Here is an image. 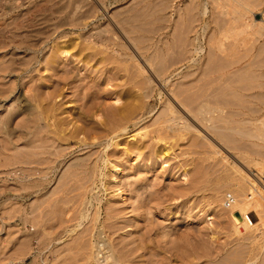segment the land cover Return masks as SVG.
Wrapping results in <instances>:
<instances>
[{
  "label": "bare ground",
  "instance_id": "1",
  "mask_svg": "<svg viewBox=\"0 0 264 264\" xmlns=\"http://www.w3.org/2000/svg\"><path fill=\"white\" fill-rule=\"evenodd\" d=\"M46 2L49 3V1ZM235 2L237 4V9L238 7L243 8V6H245L242 3L244 2L243 0H235ZM13 3L15 4L16 2L13 1ZM262 3L264 4V0H262ZM216 5H218V3ZM14 6H12V8ZM67 7L68 6H66V8ZM15 8L17 9V7ZM40 8L41 7H39V9ZM64 8L65 7H63V9ZM244 8L248 11L247 7ZM46 10H44V12ZM60 10H62V8H60ZM56 11L59 10L57 9ZM59 12L60 14H63L62 11ZM249 12H252V16L250 17V19L248 18V20H250V23H246L242 20L244 23H246H243V28H246V32H248V29L250 27H253L254 29H256V33L258 32V34H256L255 36H259V34L263 35L264 14L262 20H257L255 19L254 12L251 10H249ZM53 13H55V11ZM206 13H208V7L205 9V14ZM60 14L58 15L60 16ZM40 16L41 15H38L37 18ZM43 16L45 17L46 15H44L43 13ZM53 17H55L56 19V16ZM46 18L45 20L43 19L44 21L39 24L40 26H38L37 24L35 25L34 22L37 21V19L34 18H32L34 20H30L29 22L27 21L22 24L25 17L22 22H19L22 25H20L16 20L13 21L14 24L12 22L11 24L6 25L10 22L7 21L5 25H0V111H2V104L4 102L13 101L15 99L19 100L20 98L22 99V95L23 100L24 97L27 99V104L23 105L21 109L23 111V116H21V118L20 115L22 114L19 113V109L11 110L9 112L7 111V114L0 115V134L3 136V139L1 140H4L6 142V144L4 145L5 147H3L7 150L10 145H14L12 135L16 133L17 139L26 141L28 147L34 148V150H32L34 151V153L27 156L26 158L27 164L31 159L34 158V176H32L34 177V180L29 181L26 175H18L17 172H20L22 169L20 171L18 170L17 172L11 171V173H9L13 174L15 172L16 174H14L17 175V179H22V181H26L28 183L30 182L31 185H34V202L36 201L39 203L38 205L36 204L38 206L37 208H39V206L41 207L42 199H44L45 201L47 200L48 203H50L51 201L53 202H51L52 204L50 203L49 205L51 207V210H46L49 212H47L46 217L43 216L44 219H42V217L40 218V216L44 213V210L43 213L40 214V212L37 213V211H39L40 209H37L36 206L34 207V228H36L37 223L40 222L41 224L42 220H46L45 218H47L48 216L49 218H47L48 220L45 222L46 226L48 221L52 222L48 223V225L51 224L50 228H48L49 226L47 228L44 227L45 225L43 226L45 229H50L51 231H53L51 232L49 230V232L47 230L49 234H47L48 232L45 231L47 232V236L50 237L51 244H53V248H51L50 251V256L52 257V259H49L50 257H47L44 262H42V264H152V258L154 257V255L161 257L162 253L163 259L165 258L166 260L167 258L166 256H163V253L168 250L170 252L171 248L172 251H177L178 255L179 253H182L184 255L186 254L185 256L182 255V259L187 256L189 251L191 253L193 249L195 250L197 247L198 249L196 250L199 251L200 249L202 252L206 253V250H208V248L210 247L207 248L206 246V249L204 248L203 244H200L201 246H198L196 245L197 243L193 244V242L199 235L207 236L208 233H205L206 235H204L203 233L199 234L200 232L198 234H193V237L195 235L194 239L192 238L193 240L190 237L191 233H186L185 235L178 233L179 235L176 236L171 234V236V232L168 231V228L170 226H167V222L169 221V223L174 222L175 224H179L183 221L199 220L201 221L202 229H205V231L207 230V232L210 231L209 235L214 236L216 232L214 228L212 229L209 226V222L220 217L223 218L225 214L227 215L228 211L235 212L234 210L237 209L244 219V223L242 224V229H244V231L240 230L238 225L235 223H233V229L235 230V233L238 236H242L244 240H252L254 242L253 254L246 261V264H257L260 259L264 244L260 246V234H256L253 236L252 234L254 232H262L260 230H262L261 227H263L262 225L264 223V217L262 218V213V215L260 216V207H258V209L256 208V210L261 217L260 220L262 221H259L257 223L253 222L250 217L249 208L251 206L254 207V202L256 201L258 196L256 198V196H254V192L248 193L250 192L248 190L249 186H247L246 178L242 174L243 170L238 166H234L233 168L231 167V170L223 169L221 173L219 172L220 174L217 178H212L213 175H210L212 171L208 173V166L206 168L202 165V163H210V160L215 161L218 156L221 155V152L219 151L217 145L218 141L217 143H215L216 141L213 142L198 129V126L203 128V125L206 128H203V130H205L206 132L210 131L211 133H214L218 140L221 142H224L225 140H228L229 142L236 140L231 133H239L241 137H245L246 139L247 136L251 135V130L247 132L242 131L243 129L238 130L240 128H238L237 126L235 129L223 128V131L220 132L221 129L219 127L218 130L217 126L219 125L215 126V122L221 121V123L224 122L225 124H228L230 120H232V118L243 117L238 112H233L231 110L233 112L232 113L231 111H229V109L227 108L228 106L236 107L237 109L242 110L247 108L249 109V106L244 108L243 105H240L241 102L238 104V106L236 104L237 101L235 102V104L237 105L236 106L233 103L234 100L231 102L233 104H231L230 102H228L230 99L229 97H232L230 95H228L229 97L227 96L229 98L228 100H224V98L226 97L225 93L228 94V92H222L221 95L217 97H214L212 95L202 96V92V95L198 94V97H201L200 100L194 102L191 101L193 99L190 100L186 98L187 96H189L190 98V95H193L192 93H189L190 95H187L185 97L186 92L185 95H183L182 90L180 91L179 85H172V87H167L168 89L166 90L169 96L165 95V93L162 92L163 90L159 91L157 96H159L161 103L160 107L156 109V107L151 106L150 103L153 99V96L155 95L154 93L156 92V90L152 87V84L154 82H152L151 78H145L146 80H142V82H139L137 80L139 77L136 76V73L131 75L132 78L130 79L131 76H129V72L131 70H128V68L124 66V64L127 62V59L125 60L123 58L126 57L123 53L125 46L123 47L119 45V42L116 39V34L114 33L115 30L111 31L112 27L110 28V30L106 29L107 27H103L104 29L100 28L101 30H94V33H89V35L84 36V43L82 44L83 46L81 45L82 47L73 46L70 48H66V46L69 45L67 44L68 42H64L65 45L63 47H58L52 50V52L49 54L42 53L41 50L44 45H48V40L54 32L58 31L59 29H63V27L65 28L68 25L75 28H81L84 25V20L82 17H79L78 13H69L65 18L58 17L60 19L56 23H54L55 21H53V24H51V21H49L50 17H48L49 20ZM21 19L18 18V20ZM128 19L130 20V18ZM47 20L49 22H46ZM44 25L47 27H45ZM227 27L228 26H226V28ZM131 31L133 32V30ZM131 31H128L130 32L128 33L129 37L132 35ZM136 32L137 31H135L134 33ZM253 32L254 31H252V33ZM128 34L126 35L128 36ZM253 34H255V32ZM77 39L79 38H76V40ZM139 39L142 42L141 36H138L137 40ZM136 43H138V41ZM228 47L230 48L231 46ZM250 48L251 46H249V49ZM224 50L226 51V49ZM246 50H248L247 47ZM258 52L260 51L258 50ZM103 55L105 56L103 57ZM131 57L133 58V56ZM239 57V59H241L242 55ZM71 58L75 59V61L73 62L74 65H70V63L72 64L71 60L73 61V59ZM228 58L229 57L225 59ZM256 60H258V58ZM167 61H171V59L168 60L167 58ZM146 62H149L150 66L153 65V63L150 64L153 61L150 62L149 59ZM251 63L250 65L252 66L253 64ZM178 64L180 63H177V65ZM234 64L238 65V62L237 64ZM95 66L97 68H93ZM227 67L229 68V66ZM161 68L160 70H155V72L154 69L156 68H154L152 71L154 72V74L159 75L165 85L180 70V68L178 67L168 71H165L164 68L163 71ZM168 68L171 67L169 66L167 67V69ZM254 68L256 67L254 66ZM243 69L248 70L249 68L246 69L244 66ZM250 69H252V67ZM237 71H239V69H237ZM142 72L143 71H141V74L138 75H143L144 72ZM212 72L213 71L209 73L213 74ZM205 74L207 75V73ZM244 74H246V72H244ZM248 74L249 76H251V78L249 76L247 77H249V79H252L253 75H251L250 72ZM186 76L187 75H185V77ZM262 76L264 77V75ZM219 77H221V75H219ZM236 77L238 78V76ZM259 77L261 78V75ZM125 78H128L131 83L137 80L140 83L141 87L140 85H138V82H136L135 85L139 86L141 93L136 94L134 97L130 96L129 98H124L126 99L124 103L122 102V96H119V94L121 93L117 90L118 85L115 83L119 82V80L123 81ZM216 78H214V81L217 80ZM226 78L228 79L230 77ZM240 78H242V76ZM232 79L236 80L235 78ZM247 79L245 77V79L243 80L244 83H246L245 80ZM256 79L259 78L256 77ZM210 81L212 82V78ZM227 81L229 82V79L224 81V83H227ZM231 82L229 85H233V87L236 85L235 82H237L238 85V81H233L234 84H232ZM207 83L209 82L207 81ZM251 83L254 84V82ZM113 84L115 86L112 87V89H109L111 88L109 86H113ZM242 85L239 84L240 87ZM260 85L263 86L262 83L258 86ZM183 86H185V84L182 85L181 88ZM225 86L226 84L223 85V88H220V91L221 89L225 91V89L227 88V86L226 88ZM240 87L236 88L235 86V89H239ZM184 88L187 87L185 86L182 89ZM201 88L202 85L200 89ZM215 88H213L212 90L215 91ZM184 90L187 91V89ZM232 92L234 93V91ZM162 95L166 96L165 100H161ZM194 97L195 99L198 98L197 95L193 96V98ZM243 97V95L238 94V96L235 97V100L237 98L238 100L242 101ZM251 98L256 99V97ZM245 101L248 102L249 100ZM120 102L124 104L118 107L117 105H119ZM69 103L74 104V107H72L71 109L66 107V105ZM226 108L228 109V113L231 112L232 115L227 113L228 115H230L228 116L226 114ZM250 112L251 115L254 116H257V114L259 113L255 109L254 111L252 109ZM25 116H28V118H23ZM12 121H15V126L16 128H18V132H16L14 129H11L10 123ZM246 121H239V124H243ZM249 121L258 122L259 118L250 119ZM235 122L238 123V121ZM258 123L256 125H258ZM247 125H249V123H247ZM130 126H132V130H130ZM221 126H223V124ZM255 127L257 128L258 126ZM152 128H155V130L151 132L150 129ZM164 130L170 131V133L177 138V145L180 140L185 141L184 139H186L188 135H191L186 139L188 143L185 148L187 147L188 150L185 151V154L188 152H192L196 155V149H201L204 150L203 152H201V155H203L204 158H201V161L198 162L196 160L190 159V164H188L190 160H186L189 157L185 160H179V157L181 155L178 156L177 153L174 152V147L167 146V140L164 141L165 139H168L167 137H169L166 135V133L164 135ZM257 132L258 131H256V134L253 135L254 137L261 136L264 138V133L261 134L262 131L260 132V134H257ZM151 134H154L156 140L165 142L163 149H160L159 152L156 151V145H153L151 143V140H148V138H151ZM9 142H12V144L10 143L8 145ZM219 144L221 143L219 142ZM252 144L249 146H254V144ZM238 150L243 152L241 149ZM243 150L245 151V148ZM251 152H253V150ZM19 156L20 155H18V157L16 155H12L9 158L6 157L7 159L4 160L3 163H1V165L3 164L2 167H15L14 165H18L19 162L24 163L22 159L19 160ZM172 156H175V159L171 158ZM160 158L162 160L165 159V161L159 163V160H161ZM139 159H141V166L136 167L134 170L142 169L145 171V169H149L150 171L148 170L146 172H142L135 180L136 186L133 185V187L128 190L127 183H124L125 180L129 178V174H125L127 172V168L125 166H127V164H130L131 161H138ZM21 160L23 162H21ZM26 161L24 165H26ZM171 162L173 163L170 164L169 167L165 166L168 165L167 163ZM255 165L256 164L254 163L252 164L253 167ZM215 167L217 168V166ZM104 169H106L107 171L106 174H104L103 172ZM60 170L61 176H58ZM122 174H124L123 177L121 176ZM260 174L262 175V173ZM167 177L169 178V181L166 185ZM53 182L58 184V186L56 187L64 185L63 187L67 188L65 190L69 191V197L67 194H65V190H63L64 193L62 192L67 196V198L63 197L65 200L62 198V196L64 195H62L61 197L59 196L62 193L58 194L60 192H55V198V194L53 191L51 193L47 191V186L51 184L53 185ZM221 184L227 185V187L230 184L235 185L240 192L239 196H243V198L245 197V199L240 200L238 198V193L235 197L231 195L233 193L229 194L228 192L225 194L226 191L225 189H221ZM56 187L52 188L51 190H54ZM69 188H72V192L76 194L73 195L71 189L69 190ZM149 188L154 189V192H149ZM141 191L142 194L138 198L136 204L138 212L134 213L131 219H126V216L129 215V208L127 207L129 199L128 192H130V194L132 195L140 193ZM206 193H208L207 195L209 196L210 203L208 206H206V208L204 207L199 211L200 213L203 212L202 216H199V212L195 213V210L197 209L195 203L200 206V204H202L204 198L206 197ZM51 194L54 195L55 199L50 200V198H48L50 201L48 199H45L46 197H53ZM57 194L59 197L57 196ZM59 198L61 200H59ZM227 203H229V210L227 208ZM104 212L105 220L102 222L101 217ZM39 214L40 216L37 217V215ZM151 215L153 216L152 219L150 217ZM166 220L167 222H165ZM164 222L167 224L164 225ZM175 224H171V226H174ZM42 225L40 226L38 224V228H41ZM36 230L39 231L38 229ZM36 230L34 232V241L38 239V242L41 243L39 238L36 237V235L38 234ZM39 232H41V229ZM173 234H175V232ZM248 235H250V237H247ZM43 236H45V234ZM166 238L168 241L171 240L169 241L171 245L170 249L168 248V250H165V247L167 248L166 244L165 247L163 246V240ZM42 242L44 241L42 240ZM169 242L167 243L170 244ZM41 244L43 245V243ZM193 245H195L196 247L191 249ZM196 250L194 251L195 253L197 252ZM176 253L174 252V254ZM188 258H190V256ZM149 259L152 261H150ZM156 259L157 257L155 258L154 262L159 263L160 259L158 258L159 261H156ZM187 259L185 258V260ZM34 264L41 263L38 261L37 263L34 262Z\"/></svg>",
  "mask_w": 264,
  "mask_h": 264
},
{
  "label": "rangeland",
  "instance_id": "2",
  "mask_svg": "<svg viewBox=\"0 0 264 264\" xmlns=\"http://www.w3.org/2000/svg\"><path fill=\"white\" fill-rule=\"evenodd\" d=\"M13 1L16 2L15 3L16 5L13 3ZM46 1H49L50 4ZM214 1L215 0H213V1L212 0H22V1L21 0H0V14H1L0 25H2V24L5 25L7 23V21L8 22L10 21L9 23L6 24V25H9L14 20H16L19 23V22H22L24 17H25L24 22L22 24H24L27 21L29 22L30 20L37 19V21H35L34 23H35V25L37 24L38 26H40L39 24L45 20L48 13H49V15L47 16L46 19H48V17H50V20L49 19L48 20L51 21V24H53V21H55L54 23H56L60 18H65L69 13L70 14H77L78 13L79 17L83 18V20H84L83 24L84 25L81 28H79V27L75 28V27L68 25L65 28L63 27V29H59L58 31L54 32L51 35L50 39L48 40V45H44L42 47V50H41L42 53H49L50 54L52 52V50H54L58 47H63L65 45L64 42H68L67 44L69 46H66V48H68V47L70 48L73 46L82 47L83 46L82 44L84 43V41H83L84 36L89 35V33H94L96 30H101L100 28H103V27L104 28L107 27L106 29H108V30H110V28L112 27L111 31L115 30L114 33L116 34V39L118 40L119 45L123 46V47L125 46L124 47L125 49L123 48L124 49L123 53H124V56H126V57H123V58L125 60L127 59V62L125 63L126 65L124 64V66L126 68H128V70H131L129 72V74H130L129 76L136 73L137 74L136 76L139 77L137 79L139 82L140 81L142 82V80H146L145 78H151L152 82H154L152 84V87L156 90V92L154 93L155 95L153 96V99L151 100L150 103H151V106H155L156 109L160 107V103H161L159 96H157V94L159 93V91L163 90L162 92L165 93V95L169 96V94L167 93L166 90L168 89L167 87H169V86L172 87V85L173 86L179 85L180 91L182 90L183 95H185V92H186L185 97L187 95H190L189 93H192L193 95H190L191 96L190 98H189V96H187L186 98H188L190 100L193 99L191 101H194V102H197L200 100L201 97L199 98L198 96L202 95V92H203L202 96H206V95L211 96L212 95L214 97L220 96L222 92H224V93L228 92V94L225 93L226 97L224 98V100L225 99L228 100L230 98L228 101L230 103L234 100L233 101L234 104L237 101L238 103L236 102V104L238 105L241 102L240 105H243L244 108L249 106V109L247 108V109H243V110L237 109L236 107L228 106L227 108L229 109V111L232 110L233 112H238L243 116L242 118H240V117L239 118H232V120H230V122L228 123L229 126H228V124H225L224 122L221 123V121L215 122V126L219 125V126H217V128L219 130V127H220V129H221L220 132L223 131V128L224 129L225 128H227V129L228 128L229 129L234 128L235 129L237 126H238V128H240L238 130L243 129L242 131H246V132L251 130V132H250L251 135L247 136L246 139H245V137L244 138L241 137L239 135V133H237V134L231 133L235 137L236 140L230 141L231 143L228 140L221 142L218 140V138L215 136L214 133H211L210 131H208L210 133L209 134L208 132L203 130V128L206 129L203 125H202L203 128L198 126V129L202 133H204L205 136L207 138H209L210 140H212L213 142L216 141L215 143H217V141H218L217 145H218L219 151L221 152V155L218 156V158L215 161L210 160L209 161L210 163H208V162L202 163V165L205 166L206 168L208 166V169H207L208 173L210 171H212L210 173V175H213L212 178H217L223 169H228V170L230 169L231 170L234 166H238L243 170L242 174L246 178L247 186H249L248 190L250 192H248V193L254 192L255 193L254 196H256V198L258 196L257 199H259V200L256 199V201L254 202V207L251 206L249 208L251 219L253 220V222L257 223L259 221H262V220H260L261 219L260 216L262 214H263L262 218L264 217V179H263L264 178V138L261 136H255L254 137L253 135L256 134V131H258L257 134H260L261 131H262L261 134L264 133V110H263L264 109V105H263L264 104V98H263V96H264V77L262 76V75H264V63H263L264 62V57H263L264 56V47H263L264 46V34L263 35L259 34V36L258 35L255 36L256 34H258V32L256 33V31H255L256 29H254L253 27H252L253 29L250 27L249 28L250 30L248 29V32H246L247 29L243 28L244 27L243 23L244 22L250 23V20H248V18L250 19V17L252 16V12H249V10L254 12L255 19L262 20L263 14H264V4L262 3V0H247V1L243 0L244 2H242V3L245 6H243V8L238 7V9H237V7H236L237 4H236L235 0H230V1L229 0H216L217 2L216 1L214 2ZM2 3H3V5H2ZM18 3H19V5H18ZM217 3H218V5H216ZM256 4H258V5H256ZM21 5H22V7H21ZM12 6H14V7L12 8ZM66 6H68V7L66 8ZM15 7H17V9ZM39 7H41V8L39 9ZM63 7H65L66 9L64 8L65 9L64 10ZM77 7H78V9H77ZM207 7H208V13L205 14V9ZM244 7H247L248 11ZM37 8H38V10H37ZM54 8H55V10H54ZM60 8H62V10H60ZM57 9L59 11H62L63 14H60L59 11H56ZM44 10H46V11L44 12ZM9 11H11V12H9ZM52 11L53 12L55 11V13H53ZM39 12H41V13H39ZM43 13H44V15H46L45 17L43 16ZM45 13H47V14H45ZM58 14H60V16ZM240 14H242V15H240ZM38 15H41L42 17L40 16L37 18ZM132 15L135 17H133ZM219 15H220V18H219ZM22 16H23V18H22ZM53 16H56L57 20ZM58 17H60V18H58ZM132 17L135 19H133ZM136 17H137V19H136ZM193 17H194V19H193ZM222 17H224V18L227 17V18L224 19ZM243 17H244V19H243ZM18 18L19 19L22 18V19L18 20ZM32 18H34V19H32ZM41 18H42V20H41ZM128 18H130V20ZM26 19H28V20H26ZM124 19H125V21H124ZM239 19H241V20H239ZM38 20H41V21H38ZM48 20L46 22H49ZM121 21H123L124 23ZM131 21L133 24L131 23ZM36 22H38V23H36ZM120 22L122 23V25ZM246 23H244V24H246ZM13 24H14V22H13ZM19 24L22 25L21 23H19ZM135 24H136V26H135ZM120 25H121V27H120ZM126 25L128 26V28ZM122 26L126 30L129 28L130 29L126 31L122 28ZM226 26H228V27L226 28ZM45 27H47V26H45ZM223 27H224V29H223ZM131 30H133V32ZM128 31H131V33H132V35L130 37L128 34L130 32H128ZM135 31H137V32L134 33ZM252 31H254L255 34H253L254 32L252 33ZM250 32H251V34H250ZM126 34H128V36ZM118 35H119V37H118ZM138 36L139 37L141 36L142 42L140 41V39L137 40ZM76 38H79V39L76 40ZM129 38H131V39H129ZM136 40L138 41V43H136L137 42ZM140 42L143 44H141ZM241 42H243V43H241ZM224 43H226V44H224ZM229 44H231V45H229ZM136 46H138V47H136ZM228 46H231V47L229 48ZM249 46H251L252 49L251 48L249 49ZM246 47L248 48V50H246ZM224 49H226V51ZM227 50H228V52H227ZM258 50L260 52H258ZM196 51H198V52H196ZM246 52H248V53H246ZM194 54H196V55H194ZM232 54H234V55H232ZM241 55H242V58L239 59L240 58L239 56H241ZM243 55H244V58H243ZM246 55H247V57H246ZM104 56L105 55H103V57ZM131 56H133V58ZM161 57H162L163 61L161 60ZM227 57H229V58L225 59ZM69 58H70V56H69ZM167 58H168V60L171 59V61H167ZM257 58H258L259 62H258V60H256ZM262 58H263V60H262ZM71 59H73V61L71 60L72 64L70 63V65H74L73 62L75 61V59L74 58H71ZM148 59L150 60V62L153 61L150 64L153 63V65H151L152 68L153 67L156 68V69L153 68L154 72H155V70H158V69L160 70L161 64H162L161 69L163 70V68H164L165 71L173 70L177 67L180 68V70L165 85L163 83L162 79L159 77V75L157 74L158 75L157 76L156 74H154V72L152 71L153 69L149 65V62H146ZM217 59H218V61H217ZM183 60H185V61H183ZM261 61L263 64L261 63ZM237 62H238V65H235L234 63L237 64ZM251 62H254V63H251ZM171 63L172 64L174 63V64L172 65ZM177 63H180V64L177 65ZM227 63H229V64H227ZM250 63L253 65L251 66ZM257 63L259 64V66ZM169 66L171 68L167 69V67H169ZM212 66H213V68H212ZM227 66H229V68ZM244 66L246 69L247 68H249V69L248 70L243 69ZM254 66L256 68H254ZM251 67H252V69H250ZM93 68H97V67L95 66ZM129 68H131V69H129ZM208 68L210 69V71ZM237 69H239V71L241 73L239 71H237ZM141 71H143L144 73L142 72L143 75L139 76L138 74H141L140 73ZM194 71H195V73H194ZM211 71H213L212 72L213 74L209 73ZM244 72H246V74H244ZM249 72L251 75H253L252 79H249V77L251 78V76H249V74H248ZM189 73H190V75H189ZM205 73H207V75ZM201 74H202V76H201ZM233 74L235 75V77ZM185 75H187L188 77L186 76L187 77L186 78ZM219 75H221V77H219ZM260 75H261V78L259 77ZM216 76H217V78H216ZM236 76H238V78ZM241 76L243 79L240 78ZM247 76H249V77H247ZM200 77H202L203 80ZM226 77H230V78H228L229 82L227 81V83L226 82L224 83V81L228 80ZM245 77H246V79L248 78L247 80H245L246 83H244V81H243L245 79ZM256 77L259 79H256ZM131 78H132V76L130 77V79ZM211 78H212V82L210 81ZM214 78H216L217 80L215 79L216 81H214ZM232 78H235L236 80H233ZM139 79H141V80H139ZM198 79H200L201 81ZM137 80H135L134 82L131 83L128 78H125L123 81L119 80V82L115 83L118 85L117 86L118 92L121 93V94H119V96L121 95L123 98L122 102L125 103L126 99H124V98H127V97L129 98L130 96L134 97L136 94L141 93L139 86L135 85L136 82H138ZM205 80H207L209 83H207V81H205ZM230 80L231 81L233 80L234 82L238 81V85H237V82H235L236 88L240 87L239 84L240 85L243 84L239 88L241 90L235 89V86L233 87V85L232 86L229 85L231 82ZM239 80H241V81H239ZM233 81L231 82L232 84H234ZM192 82H193V84H192ZM251 82H254V84ZM201 83H203V84H201ZM223 83L226 84L227 88L225 86V88H226L225 91H223L222 89L220 91V88L221 87L223 88V85H224ZM261 83L263 86H261V85H260L261 87L258 86ZM184 84L187 87L184 89H187V91L182 89L185 86H183L181 88V86ZM256 84H257V86H256ZM138 85H140V83ZM201 85H202V88L200 89ZM228 85H229V87H228ZM114 86H115L114 84H113V86L110 85L109 87H111V88H109V89H112V87H114ZM140 87H141V85H140ZM130 88H131V90H130ZM193 88H195V89H193ZM213 88H215V91L212 90ZM192 91H194V92H192ZM232 91H234L235 94ZM21 92H20V95H21ZM237 92H238V94H241L244 96L242 101L238 100L237 98L235 100V97L238 96ZM194 94H196L199 99L198 98L195 99V97L193 98V96H196ZM228 95H230L232 97H229ZM233 96H235V97H233ZM251 97H253V98L256 97V99H252ZM257 97H260V98H257ZM165 98H166V96H164V95L161 96V100H165ZM20 99L19 100L15 99L13 101L4 102L2 104L3 108H2V111H0V115L7 114V111L9 112V111L15 110V109L16 110L19 109L20 110L19 113L22 114L23 111L21 109H22L23 105L27 104V102H26L27 99L24 97V100H23V95H22V99L21 100ZM245 100H249V101L246 102ZM122 102H120L119 105H117V106L118 107L122 106L124 104ZM233 103H231V104H233ZM66 107L71 109L72 107H74V104L69 103L66 105ZM227 108H226V111H227L226 114L228 113ZM252 109H253V111H254V109L257 110L260 114L258 113L257 116L251 115L250 111ZM231 112H229L228 114L232 115L233 112L232 113ZM230 115H228V116H230ZM21 116H23V114L20 115V118H21ZM23 118H28V116H25ZM254 118H259V121H258L259 123L257 121H254V122L249 121L250 119H254ZM262 118H263V120H262ZM231 121H233V122H231ZM235 121H238V123ZM239 121L240 122L246 121V122L243 124H239ZM230 123H235V124H230ZM247 123H249V125H247ZM257 123H258V125H256ZM222 124H223V126H221ZM253 124L255 126H258V127L256 128ZM10 127H11V129H14L16 132H18V128H16V126H15V121H12L10 123ZM130 127H131L130 130H132V126H130ZM150 130L152 132L153 130H155V128H152ZM167 131L168 130L163 131L164 135L166 133V135L169 136V137H167L168 139H165L164 141L167 140L166 141L167 146L174 147V149H175L174 152H176L178 156L181 155L179 157L180 159L178 158L179 160H185L186 158L189 157L186 160L189 161L191 159V160H196L198 162V161H201V158H204V156L201 155V152H203L204 150H201V149H196V153H197L196 155H195V153H192V152H190V153L188 152L185 154V151L188 150L187 147L185 148V146L188 143V141H186V139L189 138V136H191V135H188V137L186 136L187 138L185 137L186 138V139H184L185 141L180 140V142L181 141H183V142H181V143L179 142L177 145V143H176L177 138L174 137V135L171 134L170 131H168V132ZM168 133H169V135H168ZM151 135H152V136H150L151 138H148V140H151V143L153 145H156V151L159 152L160 149H163L165 142L158 141L154 137V134H151ZM0 137H2V138H0V264H34V262L37 263L38 261L42 264V262H44V260L47 257L48 258L50 257L49 259H52V257L50 256V251H51V248H53V244H51L50 237L47 236V234H49V232L51 230L44 228V227L47 228L48 226H49L48 228H50L51 224L48 225V223H52V222L48 221L47 226H46L45 222L48 220L47 219V218H49V216H48L47 218H45L46 220H42V222L44 224L42 222L40 224V222L38 221L39 223H37L36 228H34V207L36 206V208H37L38 207L37 205L39 204L36 201L34 202V187H33L34 185H31L30 182L28 183L26 181H22V179H17V177H16L17 175H15L16 174L15 172H17L18 170L20 171L22 169L20 172H17L18 175H20V176L26 175L28 177L29 181L34 180V177H32V176H34V173H33L34 172V162H33L34 158L31 159L30 161L28 160L29 165L27 164V161H26L27 156L32 155L34 153V151H32V150H34V148L28 147L26 141L17 139L16 133H15L14 135H12V138L14 140L13 141L14 145H12V146L10 145L8 147L9 150L8 149L6 150V149H4V147H5L4 145L6 144V142L4 140H1V139H3V136L1 134H0ZM253 137H254V139H253ZM219 142L222 145L219 144ZM10 143L12 144V142H9L8 145ZM252 143L254 144V146L250 147L249 145H251ZM243 145H244V147H243ZM231 146H233V147H231ZM240 146L243 149L245 148V151ZM238 149H241L243 152H241ZM252 150H253V152H251ZM259 150H260V152H259ZM16 151H18L19 153ZM29 152H32V153H29ZM12 155L13 156L16 155L17 157H18V155H20L19 160L22 159L24 161V163L26 161V165H24V163L19 162L18 165H14L15 167H13V166L8 167V168L2 167L3 164L1 165V163H3L4 160L11 157ZM243 155H244V157H243ZM171 158L175 159V156H172ZM223 159L225 160V162ZM22 160H21V162H23ZM191 160L188 162V164L191 163ZM164 161H165V159H163V160L161 159V160H159V163H162ZM172 161H176V160H172ZM249 161H251L252 163ZM211 162H212V164H211ZM248 162H249V164H248ZM140 163H141V159H139L138 161H131L130 164H127V166H125L127 168V172L125 174H129V178L126 179L124 183H127L128 190H130V188H132L133 185H135V180L139 177V175L142 172H146L149 170V169L148 170L145 169V171L142 169L134 170L136 167L141 166ZM172 163L173 162L167 163L168 165H165V166L169 167L170 164H172ZM253 163L256 164L257 166L255 165L253 167L252 166ZM224 165H225V167H224ZM215 166H217V168ZM259 166H261V167H259ZM188 168H190V167H188ZM219 169H221V170H219ZM214 170H216V171L218 170V171L216 172ZM11 171L12 172L15 171L14 172L15 174L14 173L10 174ZM103 172H104V174H106L107 173L106 169H104ZM260 173H262V175ZM30 174H33V175H30ZM237 175H239V174H237ZM58 176H61V170H60ZM121 176L123 177L124 174H122ZM55 179H56V176H55ZM166 179H167L166 180L167 181L166 185H167L169 178L167 177ZM56 186H58V184L53 182V185L51 184V185L47 186L48 190L46 188V190L49 191L50 193L52 191L54 192L55 198H56V193H58V192H60L58 194H61L62 192L64 193L63 190L67 189V188L63 187L64 185L63 186L60 185L59 187H56ZM54 187H56V188L54 190H51ZM222 187H224V188H222ZM222 187H221V189L222 190L225 189V191H226V192L224 191L225 194L228 192H229V194L233 193L231 195H233L235 197V196H237L236 194L238 193V198L240 200L245 199V197L243 198V196H239L240 192H239L238 188H236L235 185L230 184L228 187H227V185H222ZM59 188H60V190H59ZM70 189L72 192V188H69V190ZM255 189L256 190L258 189L257 190L258 192ZM65 192H66L65 194H67L69 197V191L65 190ZM149 192H154V189L149 188ZM63 193L59 196L61 197L62 195H64ZM208 193H206V197H205L206 199L204 198V201L202 202V204H200V206L197 203H195V205L197 206L195 213H198L202 208H204V207L206 208V206L209 205L210 200H209V196L207 195ZM58 194H57V196H58ZM74 194H76V193H73V195ZM141 194H142V191L140 193H136V194H132V195L130 194V192H128L129 199H128V203H127L128 206L127 207L129 208V211H128L129 215L126 216V219H131L133 214L138 212L136 204H137L138 198L141 196ZM52 196L53 197H46L45 199H48V198H50V200L55 199L54 195H52ZM42 197H41V199H42ZM63 197L67 198L66 195L62 196V198ZM41 199H39V200H41ZM43 200L44 199H42V203H41L42 205L40 204L41 207L39 206V208H37L40 210L39 211L35 210V211H37V213L40 212V214L43 213V210H44V213L41 216H40V214L37 215V217L40 216V218L42 217V219H44L43 216L46 217L47 212H49L46 210H51L50 209L51 207L49 205L52 202L51 201L50 203H48L47 200L46 201L44 200L45 202L48 203L47 204ZM59 200H61V199L59 198ZM59 204H61V203H59ZM45 207H46V209H45ZM258 207H260V210H259L260 216L256 210V208L258 209ZM227 208L229 210V208H230L229 203H227ZM234 211L235 212L228 211L227 215L225 214L223 216V218L220 217L221 219L218 217H215L218 219H214L213 221H210V222L208 221L210 224L209 226L212 229L214 228V230L216 232L214 236L209 235L210 231L207 232V230L205 231V229H202L201 221H199V220L183 221V222H180L179 224H175L174 222L169 223V221L167 222V220H166L165 222H167L168 224L164 222V225L167 224V226H170L168 228V231L171 232L170 235L172 234V235L176 236V235H179L178 233H181L183 235H185L186 233H191L190 237H191V239L192 238L194 239L195 235L193 237V234H198L200 232L199 234L203 233L204 235H206L205 233H208L207 236H203V235L198 236L197 235L198 236L197 239L195 238L196 240L194 242L193 241L192 242H193V244L197 243L196 245H198V246H201L200 244H203L204 248H206V246H207V248L208 247H210V248H208V250H206L207 249L206 248L205 249L206 253H205V252H202L200 249H199V251L196 250V249H198V247H197L195 249L197 252L195 253L194 252L195 250L193 248H195L196 246L193 245L191 247V249H193V251L191 253L189 251V253L185 257L187 259L190 256V258L185 260V258L182 259V255L185 256L186 254L184 255L182 253L181 254L179 253V255H178L177 251H175V250L172 251V248L170 249L171 243L169 242L171 240L168 241L166 238L163 240V243H164L163 246L165 247V244H166L167 248L165 247V250H168V248H169L170 252H169V250L166 251L165 253H163L164 254L163 256L164 257L166 256L167 261L165 260V258L163 259L162 253H161V257L154 255V257L152 258L153 261L150 259L149 260L152 261L153 263H156V264H159V263H161V264H163V263H165V264H246V261L253 254L254 242L252 240H244L242 238V236H238L235 233V230L233 229V223L237 224L239 229L244 231V229H242V224L244 223V219L241 216V214L238 212V209L234 210ZM229 212H231V213H229ZM37 213H35V214H37ZM202 214H203V212H201V213L199 212V216L200 215L202 216ZM150 217H151V219L153 218L152 215ZM162 219H164V218H162ZM101 220H102V222L105 220V212L102 214ZM263 221H264V218H263ZM220 223H222V224H220ZM38 224L40 226L42 224L43 225L41 228H38ZM171 224H175V225L171 226ZM262 226H263V227H261L262 230H260L262 232H258V233L254 232L255 234L251 233L252 236L256 235V234H260L262 236V237L261 236L259 237L260 246L264 244V223ZM36 229H38L39 231L41 229V232L37 231ZM191 229H193V230H191ZM35 230L38 232L36 237L39 238L40 242L43 243V245L38 242V239H36L34 241ZM47 230L48 231L50 230V231L48 232ZM45 231H47L48 233ZM51 232H53V231H51ZM174 232H175V234H173ZM43 233L45 234L46 237L43 236L44 235ZM247 237H250V235H248ZM202 239H203V241H202ZM42 240L44 242H42ZM165 240L167 242H169L170 244H168ZM39 244H41V245H39ZM243 250H244V252H243ZM171 251H172V254H171ZM174 252L175 253L177 252V253L174 254ZM193 253H195V254H193ZM204 253H205V255H204ZM189 254H192V255H189ZM158 255H159V252H158ZM172 255H174V256H172ZM206 255H208V256H206ZM155 256L157 257L156 261H159L158 258L160 259L159 263L154 262L155 258H156ZM171 256H172V258H171ZM177 258H179V259H177ZM168 259H169V261H168ZM226 260H228V261H226ZM234 261L235 262L237 261V262L235 263ZM257 264H264V246L262 248V253H261L260 259L257 262Z\"/></svg>",
  "mask_w": 264,
  "mask_h": 264
},
{
  "label": "built area",
  "instance_id": "3",
  "mask_svg": "<svg viewBox=\"0 0 264 264\" xmlns=\"http://www.w3.org/2000/svg\"><path fill=\"white\" fill-rule=\"evenodd\" d=\"M252 220V219H251Z\"/></svg>",
  "mask_w": 264,
  "mask_h": 264
}]
</instances>
